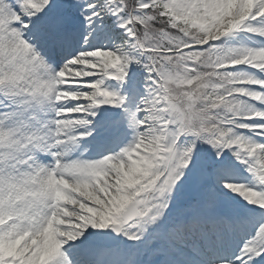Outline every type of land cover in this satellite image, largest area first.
Instances as JSON below:
<instances>
[{
	"label": "snow or ice",
	"instance_id": "obj_1",
	"mask_svg": "<svg viewBox=\"0 0 264 264\" xmlns=\"http://www.w3.org/2000/svg\"><path fill=\"white\" fill-rule=\"evenodd\" d=\"M0 264H264V0H0Z\"/></svg>",
	"mask_w": 264,
	"mask_h": 264
}]
</instances>
